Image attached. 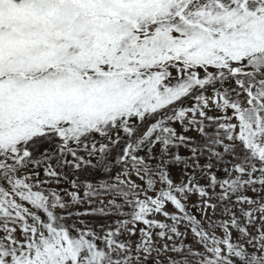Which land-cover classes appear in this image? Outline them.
<instances>
[{"label":"snow or ice","instance_id":"obj_1","mask_svg":"<svg viewBox=\"0 0 264 264\" xmlns=\"http://www.w3.org/2000/svg\"><path fill=\"white\" fill-rule=\"evenodd\" d=\"M0 264H264V0H0Z\"/></svg>","mask_w":264,"mask_h":264}]
</instances>
